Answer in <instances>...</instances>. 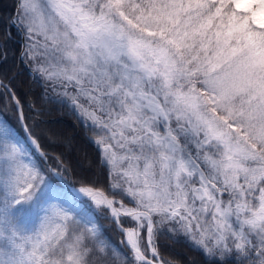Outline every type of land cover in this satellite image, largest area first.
Wrapping results in <instances>:
<instances>
[{
	"label": "snow or ice",
	"instance_id": "obj_1",
	"mask_svg": "<svg viewBox=\"0 0 264 264\" xmlns=\"http://www.w3.org/2000/svg\"><path fill=\"white\" fill-rule=\"evenodd\" d=\"M0 25V64L111 165L86 202L48 179L46 112L0 71V264H181L166 236L183 264H264V0H14Z\"/></svg>",
	"mask_w": 264,
	"mask_h": 264
},
{
	"label": "trees",
	"instance_id": "obj_2",
	"mask_svg": "<svg viewBox=\"0 0 264 264\" xmlns=\"http://www.w3.org/2000/svg\"><path fill=\"white\" fill-rule=\"evenodd\" d=\"M13 3L14 0H0V12L4 14L11 13L13 10ZM2 30L3 26L0 25V31ZM12 31L15 35L8 46L13 53H18L23 45V35L16 29ZM0 71L15 73L17 77L16 87L19 90V94H27V99L32 102L36 108L46 112L44 116L35 118L36 121H45V123L40 124L37 133L51 139L52 142L48 147V151L52 155L59 157L63 164V168L57 167L55 161L51 163L61 170L73 184L88 186L96 184L106 186V172L107 168H110L111 165L104 167L98 163L97 148L85 139L83 130L76 124L73 116L67 114L65 111L59 110L58 105L40 99V87L31 81V73L25 65L20 63L17 56L10 53L8 62L6 64H0ZM51 95L54 96L55 93H51ZM23 112L25 116L31 115L26 104L23 107ZM9 115L10 122L15 126V113L10 110ZM48 179L53 183L62 185L70 195H74L53 172ZM78 199L85 202L88 201L86 199ZM102 222L113 240L118 241L121 239L120 233L115 229L111 221L103 220ZM161 243L165 245V248L161 249L162 252L168 257H175L180 260L181 264H183L185 258H199L198 252L192 249L185 240L179 237L173 240L166 236L162 239Z\"/></svg>",
	"mask_w": 264,
	"mask_h": 264
},
{
	"label": "water",
	"instance_id": "obj_3",
	"mask_svg": "<svg viewBox=\"0 0 264 264\" xmlns=\"http://www.w3.org/2000/svg\"><path fill=\"white\" fill-rule=\"evenodd\" d=\"M23 41L25 43L24 36H23ZM52 168H53L52 172L64 184V186H66L75 196H77L80 199L90 198V197H87L84 193H81V192H79L76 189V188L87 187L88 185H76V184H73L67 179V177L63 174V172L61 170H59L57 167H55L53 164H52ZM57 173H59V174H57ZM99 190H104V188H100Z\"/></svg>",
	"mask_w": 264,
	"mask_h": 264
},
{
	"label": "bare ground",
	"instance_id": "obj_4",
	"mask_svg": "<svg viewBox=\"0 0 264 264\" xmlns=\"http://www.w3.org/2000/svg\"><path fill=\"white\" fill-rule=\"evenodd\" d=\"M78 191H79V189H81V188H76Z\"/></svg>",
	"mask_w": 264,
	"mask_h": 264
},
{
	"label": "rangeland",
	"instance_id": "obj_5",
	"mask_svg": "<svg viewBox=\"0 0 264 264\" xmlns=\"http://www.w3.org/2000/svg\"><path fill=\"white\" fill-rule=\"evenodd\" d=\"M90 200V199H89ZM94 203V202H93Z\"/></svg>",
	"mask_w": 264,
	"mask_h": 264
}]
</instances>
